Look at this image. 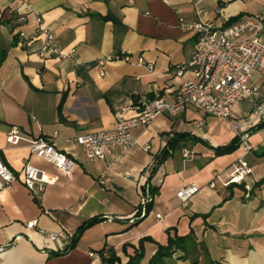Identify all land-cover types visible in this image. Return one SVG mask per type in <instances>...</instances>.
I'll list each match as a JSON object with an SVG mask.
<instances>
[{
	"label": "crops",
	"instance_id": "0c3cea01",
	"mask_svg": "<svg viewBox=\"0 0 264 264\" xmlns=\"http://www.w3.org/2000/svg\"><path fill=\"white\" fill-rule=\"evenodd\" d=\"M257 14L264 15V0H0V157L14 173L28 162L57 177L35 194L20 181L0 191V264H103L89 253L108 249L115 264H127L143 238L149 239L140 264H150L159 247L164 253L155 264H264V126L257 128L264 120L250 129L249 192L237 184L210 186L243 152L228 120L194 105L135 128V148H111L97 161L75 141L115 130L155 97L173 99L193 77L187 64L197 36L185 26L201 21L220 31L234 18L233 24ZM36 16L69 57L40 58L44 37ZM118 53L130 62L100 65ZM251 83L257 91L252 102L233 108L235 121L254 116V103L264 101V69ZM12 127L25 139L51 140L73 156L74 171L60 174L31 154L26 140L7 144ZM172 141V154L153 170ZM192 184L201 190L182 206L176 194ZM146 186L153 198L140 216ZM95 217L103 221L71 245ZM30 221L36 227L28 228ZM50 233L64 236L49 241Z\"/></svg>",
	"mask_w": 264,
	"mask_h": 264
},
{
	"label": "built area",
	"instance_id": "2783aa9c",
	"mask_svg": "<svg viewBox=\"0 0 264 264\" xmlns=\"http://www.w3.org/2000/svg\"><path fill=\"white\" fill-rule=\"evenodd\" d=\"M31 10L30 6L27 7ZM37 33L44 37L40 58L51 56L64 59L70 52H63L53 44V36L46 30L40 16L35 17ZM182 21V20H180ZM264 15L257 14L251 19L232 24L223 30H216L210 23L194 22L185 26L197 36V48L187 66L192 70L193 77L186 81L174 94L171 101L162 96L155 97L140 107L139 113L131 118H121L113 131H100L85 133L75 139L77 145L90 161L103 159L111 148H121L123 151L136 146L131 131L135 128L146 127L152 120L163 114L177 116L183 113L188 105H194L204 113L228 120L229 126L237 136L243 154L230 166V171L224 178L219 173L214 174L210 182L215 187L216 182L224 186L232 184L242 185L247 192L251 190L248 177L252 173L251 166L246 156L251 153L249 143L250 129L264 120V101L254 103V116L246 120L235 121L232 118L233 108L241 101L252 97L257 88L252 85L251 79L256 70L264 69V42L261 39ZM130 62V57L125 54L105 56L100 60L104 66L111 61ZM138 64H143V59L138 58ZM151 70L152 67L148 66ZM104 72L100 71V75ZM182 70L179 71V75ZM130 107L123 106L121 111ZM139 108V107H138ZM26 140L24 146L39 160L53 167L60 174L69 176L75 169L76 163L73 156L56 148L51 140L43 138L25 139L19 129L12 127L6 134V143L16 147ZM188 157V152L183 153ZM57 177L44 170L25 163L19 173H14L0 157V191L11 187L20 181L33 194L42 191L43 186L56 182ZM197 185L181 188L176 196L182 206L200 191ZM149 187L146 186L141 197V213L144 216L146 207L152 202ZM159 217V216H158ZM160 219V217H159ZM28 228L36 227V221L27 223ZM63 233H50L49 241H56L63 237ZM91 258H101L100 254L89 253ZM102 256H106L104 252Z\"/></svg>",
	"mask_w": 264,
	"mask_h": 264
},
{
	"label": "trees",
	"instance_id": "16d2710c",
	"mask_svg": "<svg viewBox=\"0 0 264 264\" xmlns=\"http://www.w3.org/2000/svg\"><path fill=\"white\" fill-rule=\"evenodd\" d=\"M237 18H234L232 20H230L228 22V24L226 26H230L232 25L234 22H236ZM264 126V123H261L257 126L258 129L262 128ZM174 141H172L171 143L168 144V146L165 148V150L160 154V156H158L154 162V167L153 170H155L162 161H164V159H166L169 155L172 154L173 151V147H174ZM235 143H239V140L236 138L235 139ZM151 188L149 187V190ZM151 191V190H150ZM103 221V219L101 217H95L92 218L88 221H86L84 224H82L78 231H77V235L76 238L72 241L71 245H74L76 242V239H78L77 237L87 228L99 223ZM149 239V238H143L139 241V245L138 248L135 249L134 255L130 256L129 261L127 264H140L141 259L143 258V244L145 243V241ZM106 253V256H102L103 253ZM163 248L159 247L157 254L151 259L150 264H155L159 261L161 255L163 254ZM101 255V260L103 262V264H115L117 261H119V259L117 258V256L115 255L114 251L112 249H108L107 251H101L99 253Z\"/></svg>",
	"mask_w": 264,
	"mask_h": 264
}]
</instances>
